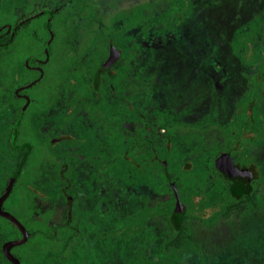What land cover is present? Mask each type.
Instances as JSON below:
<instances>
[{
	"label": "flooded vegetation",
	"instance_id": "obj_1",
	"mask_svg": "<svg viewBox=\"0 0 264 264\" xmlns=\"http://www.w3.org/2000/svg\"><path fill=\"white\" fill-rule=\"evenodd\" d=\"M124 1L0 0V264H264V44L190 108L152 61L192 2Z\"/></svg>",
	"mask_w": 264,
	"mask_h": 264
},
{
	"label": "rangeland",
	"instance_id": "obj_2",
	"mask_svg": "<svg viewBox=\"0 0 264 264\" xmlns=\"http://www.w3.org/2000/svg\"><path fill=\"white\" fill-rule=\"evenodd\" d=\"M193 10L188 13L190 19L186 20L180 29L163 33L164 41L171 45H165L158 59L152 63L157 69L166 71L165 78L172 82L175 89L173 96L187 104V107L197 110H209L214 114L215 108L221 107L220 96L213 88L216 82H224L223 95L232 93L233 78H228L220 67L224 62L227 52L226 45L237 37L236 31L244 24L248 32V38L256 44H264V0H190ZM148 4V0H125L122 5ZM171 0H151L150 14L154 15L161 9L168 8L170 15L180 16V11L170 7ZM184 7L189 8L188 0L183 1ZM149 12V10H147ZM195 14V15H194ZM180 18V17H179ZM186 18V19H187ZM259 18V24L255 21ZM184 20V19H180ZM159 27V25H158ZM154 37V33H151ZM194 54L199 55L195 57ZM236 60L232 58V63ZM190 63L198 64L197 71L190 69ZM240 74L241 71H236ZM248 72V71H247ZM229 76V75H228ZM243 77L240 74L239 79ZM236 79V78H235ZM232 82V85H229ZM217 94V95H216ZM221 99V98H220ZM234 98H231L233 102ZM209 101V102H208ZM207 107V108H206ZM264 108V107H263ZM216 243H223L227 239V233L217 231L209 234ZM222 246V245H221ZM130 248L128 254L131 264L138 261L136 252ZM141 264L143 262L141 261Z\"/></svg>",
	"mask_w": 264,
	"mask_h": 264
},
{
	"label": "trees",
	"instance_id": "obj_3",
	"mask_svg": "<svg viewBox=\"0 0 264 264\" xmlns=\"http://www.w3.org/2000/svg\"><path fill=\"white\" fill-rule=\"evenodd\" d=\"M264 62V61H263ZM262 73H263V79H264V70L262 71Z\"/></svg>",
	"mask_w": 264,
	"mask_h": 264
}]
</instances>
